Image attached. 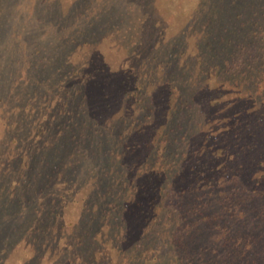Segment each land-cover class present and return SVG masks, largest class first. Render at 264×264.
Listing matches in <instances>:
<instances>
[{
    "label": "rangeland",
    "instance_id": "obj_1",
    "mask_svg": "<svg viewBox=\"0 0 264 264\" xmlns=\"http://www.w3.org/2000/svg\"><path fill=\"white\" fill-rule=\"evenodd\" d=\"M256 24L264 0H0V264H145L132 245L145 227L140 208L125 205L164 168L155 214L167 225L169 174L188 165L182 154L235 150L231 138L204 136L226 123L220 106L231 98L216 97L223 75L214 69L228 61L250 75L247 62L264 57ZM254 151L237 169L244 208L227 231L249 239L239 250L246 264H264V169L248 160ZM161 223L155 264H182ZM218 241L196 239L210 249Z\"/></svg>",
    "mask_w": 264,
    "mask_h": 264
},
{
    "label": "trees",
    "instance_id": "obj_2",
    "mask_svg": "<svg viewBox=\"0 0 264 264\" xmlns=\"http://www.w3.org/2000/svg\"><path fill=\"white\" fill-rule=\"evenodd\" d=\"M263 35L264 24H256V30L253 31L251 37H261L264 40ZM241 49H244V47H241ZM237 55H230L231 60H234ZM250 61L246 64L248 71L250 70V75L245 74L243 70L244 64H235L232 67L228 61H226L225 65L227 70H224V68L218 69L217 67L214 69V71L223 75V81L214 88L218 92L216 97H221L222 94L226 93L231 98L220 106L222 107L220 110L223 115L226 114V123L216 130L209 128L204 136L206 140L214 134L215 136L223 137V140L227 137L231 138L235 150L232 152L225 148L213 150L204 145L199 150L193 152L187 150L182 154L183 160L188 165L180 167L173 174H169L176 183L171 187L170 192L166 190V198H169L167 202L170 209L165 213L162 220L167 225L162 224L160 219H158V214H155L158 208L163 210L161 206L157 207L156 204L162 196L160 189L163 179L160 177L165 175L164 168L160 171L152 172L154 178L149 179L145 185H138V197L132 203L133 206L131 201L125 205V208L132 213L140 208L136 213V217L139 215V220L137 219V221L139 223L143 222L145 227L142 228V234L138 235L132 245L136 248L137 253H139L141 260H144L145 264H155L157 261L158 246L156 242L158 237L151 239V235L158 221L162 227L169 228L168 231L164 230L163 232L166 234L163 245L168 246L173 255V260L181 261L183 262L182 264H193V261H196L197 258L200 264H214L213 261H215V264H246L239 250L246 254L247 245H250L248 243L249 239L239 232L236 235L230 234L227 231V226L229 220L237 217L241 213L240 210L244 208L243 189L239 186V181L237 182L236 180L242 179L244 175L240 171L237 172V169H241L243 167L242 163L246 162L245 152L255 150V153L253 152L255 155H252L248 160H251V164L257 171L264 169V156L260 154V151L263 152L264 150V143L258 144V141L253 136V134L264 135V114H257V110L253 108L255 100L259 98L257 96H260L261 100L264 98V86H260L264 83V57H257L252 64ZM227 75H230L231 79L235 77L234 81L240 79L241 84L235 82L231 85L228 82L230 79L226 78ZM254 76L256 77V82L253 80L248 82L254 88L251 89L248 86V88L243 89L242 87L248 79ZM129 99L131 98L129 97ZM211 101L213 102V100ZM241 102L248 105L247 107L249 108L241 107ZM218 104L219 102L216 98L213 106ZM230 112L235 113L237 116L234 119L228 118ZM241 113L243 115H240ZM250 114L256 115L254 128L252 127L253 130L250 129L252 125ZM215 119L217 120V117ZM160 137L165 139L163 147V150H165V144L169 143L171 145V143L165 134H161ZM193 157L195 160H193ZM235 162L237 163V168H231L229 165ZM263 177L264 174L262 173L257 179L259 183L262 182ZM155 178H160L158 179L160 180L159 183L154 180ZM144 202L149 204V207L143 209ZM215 205L217 208L219 207V210L222 211L221 213L220 211L215 212L212 210ZM201 233H214L220 240L218 241L219 244H215L216 246L211 249L197 245L196 239L200 237ZM76 237L78 241L83 238L81 236L80 238H78L79 236ZM232 242L235 245H231ZM237 244L242 245L239 247ZM218 246L221 249V253H219ZM228 249H233V252H227Z\"/></svg>",
    "mask_w": 264,
    "mask_h": 264
}]
</instances>
